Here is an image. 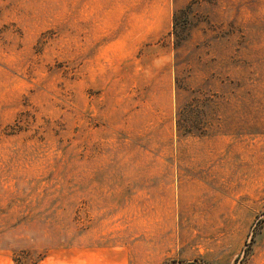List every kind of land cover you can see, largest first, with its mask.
<instances>
[{"label":"rangeland","instance_id":"rangeland-1","mask_svg":"<svg viewBox=\"0 0 264 264\" xmlns=\"http://www.w3.org/2000/svg\"><path fill=\"white\" fill-rule=\"evenodd\" d=\"M0 264H264V0H0Z\"/></svg>","mask_w":264,"mask_h":264}]
</instances>
